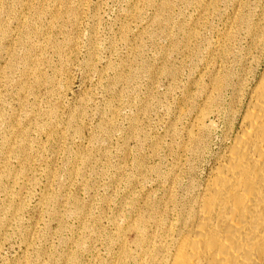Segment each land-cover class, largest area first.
Listing matches in <instances>:
<instances>
[{"label": "rangeland", "instance_id": "rangeland-1", "mask_svg": "<svg viewBox=\"0 0 264 264\" xmlns=\"http://www.w3.org/2000/svg\"><path fill=\"white\" fill-rule=\"evenodd\" d=\"M263 59L264 0H0V264H140Z\"/></svg>", "mask_w": 264, "mask_h": 264}, {"label": "bare ground", "instance_id": "bare-ground-1", "mask_svg": "<svg viewBox=\"0 0 264 264\" xmlns=\"http://www.w3.org/2000/svg\"><path fill=\"white\" fill-rule=\"evenodd\" d=\"M242 97L206 180L175 220L159 218L157 231L137 235L140 264H264V69Z\"/></svg>", "mask_w": 264, "mask_h": 264}]
</instances>
